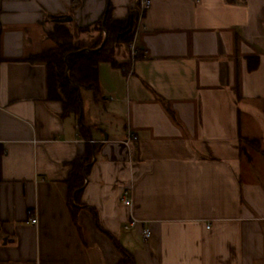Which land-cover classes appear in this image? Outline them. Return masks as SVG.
Here are the masks:
<instances>
[{"label":"crops","instance_id":"crops-1","mask_svg":"<svg viewBox=\"0 0 264 264\" xmlns=\"http://www.w3.org/2000/svg\"><path fill=\"white\" fill-rule=\"evenodd\" d=\"M151 1L143 59L101 64L80 118L28 59L56 46L59 19L87 27L111 4L123 20L140 0L0 1V264H119L116 244L135 264H264V0ZM89 148L75 223L67 180Z\"/></svg>","mask_w":264,"mask_h":264},{"label":"trees","instance_id":"trees-1","mask_svg":"<svg viewBox=\"0 0 264 264\" xmlns=\"http://www.w3.org/2000/svg\"><path fill=\"white\" fill-rule=\"evenodd\" d=\"M135 17L136 13L131 12L126 19H115L113 7L110 4L104 15L87 27L74 26L75 30H73L72 24L55 22L49 37L56 46L28 59L31 63L43 64L46 67L48 99L62 103L65 117H81L80 95L83 91L93 92L96 95L100 93L99 67L101 64H111L127 75L133 61L143 59L140 51L135 58H129L127 62L117 59L121 48L126 49L130 54ZM3 61L0 57V65ZM247 61L250 72L255 71L260 63L259 57H249ZM248 142L252 147L260 149L259 141ZM93 156L94 153L89 148L85 155L71 163L67 180L68 203L75 223H77L78 209L83 206L81 197ZM116 245L122 257L119 264H135L134 255Z\"/></svg>","mask_w":264,"mask_h":264},{"label":"built area","instance_id":"built-area-1","mask_svg":"<svg viewBox=\"0 0 264 264\" xmlns=\"http://www.w3.org/2000/svg\"><path fill=\"white\" fill-rule=\"evenodd\" d=\"M152 5V1L151 0H140V8L138 10V12L136 13V17H135V27L133 29V33H135L136 35L139 33V31H141L142 29H144L143 26V20H144V16L146 14V11L150 9ZM131 47L133 49V54H132V58L134 56V54L136 53V51L134 50V46L133 44H131ZM138 141V137L134 134H130L128 135L127 140L125 141V144L127 146H129L131 143L133 142H137ZM121 202L124 206L126 207H131L132 205V199L130 197V190H125L124 193L122 194V198H121ZM28 219L30 224L32 225H37L38 224V218L36 216V213L34 210H29L28 211ZM136 221H131L128 225V227H126V229H129L130 227L135 226ZM143 236L145 240H148L151 236V233L149 230H144L143 232Z\"/></svg>","mask_w":264,"mask_h":264},{"label":"water","instance_id":"water-1","mask_svg":"<svg viewBox=\"0 0 264 264\" xmlns=\"http://www.w3.org/2000/svg\"><path fill=\"white\" fill-rule=\"evenodd\" d=\"M72 19L71 18H62V19H59L58 22L62 23V24H65V23H68V22H71Z\"/></svg>","mask_w":264,"mask_h":264},{"label":"rangeland","instance_id":"rangeland-1","mask_svg":"<svg viewBox=\"0 0 264 264\" xmlns=\"http://www.w3.org/2000/svg\"><path fill=\"white\" fill-rule=\"evenodd\" d=\"M75 25L72 23V28H73V30H75L74 27ZM75 32V31H74ZM136 55H137V51H136V53L134 54V56H133V58H135L136 57Z\"/></svg>","mask_w":264,"mask_h":264}]
</instances>
